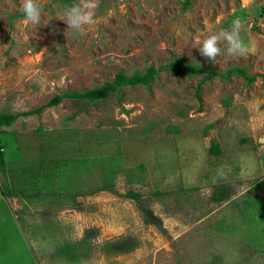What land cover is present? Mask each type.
Returning <instances> with one entry per match:
<instances>
[{
	"label": "rangeland",
	"instance_id": "rangeland-1",
	"mask_svg": "<svg viewBox=\"0 0 264 264\" xmlns=\"http://www.w3.org/2000/svg\"><path fill=\"white\" fill-rule=\"evenodd\" d=\"M37 2L34 25L0 0V112L20 113L0 128V264H264V0H93L83 36L59 19L79 0ZM234 19L256 51L202 56ZM152 65L148 85L43 106Z\"/></svg>",
	"mask_w": 264,
	"mask_h": 264
},
{
	"label": "trees",
	"instance_id": "trees-1",
	"mask_svg": "<svg viewBox=\"0 0 264 264\" xmlns=\"http://www.w3.org/2000/svg\"><path fill=\"white\" fill-rule=\"evenodd\" d=\"M190 2V0H186V5ZM165 68L173 69L177 73H187L190 76H194L197 73H203L206 71L205 68L198 67L191 64H184L181 60H176L174 62H170L169 64L165 65ZM160 71V69H156L155 66H150L145 72L142 71H136L132 75H128L123 71L117 72L115 75V78L110 81L107 80L102 86H98L95 88L87 89L85 91H72V92H64L61 95H57L54 97L51 101H49L46 105L43 106H50L54 104H58L64 97H70L74 99H84L88 102H93L97 100L106 99L110 96L111 93L120 91L124 86L127 85H148L151 82H153V79L155 75ZM235 71H240L241 74H245L246 71L244 68L241 67H231L227 71V76H231ZM218 71H213L208 77H213L215 73ZM204 79H207L205 77ZM202 83V82H201ZM199 85V89L201 87V84ZM43 107H40L34 111H41ZM20 113H14V112H0V128L4 126H10L12 125L17 118L19 117ZM219 144L213 143L212 151L219 152ZM1 148V144H0ZM105 165H109L107 169L105 170V177L103 180L102 186L104 188L108 189H114L115 186V177H116V171L112 164L110 162H106ZM0 168L1 170H5V163L3 158V152L0 150ZM13 193V191H10ZM128 197L132 198H140V194L136 191H129L126 194ZM216 197H222L220 199H223L225 196H223V193L217 194ZM118 245V243H117ZM110 244L107 245V248H110ZM117 247L115 244H113V248ZM121 247V246H120Z\"/></svg>",
	"mask_w": 264,
	"mask_h": 264
},
{
	"label": "clouds",
	"instance_id": "clouds-1",
	"mask_svg": "<svg viewBox=\"0 0 264 264\" xmlns=\"http://www.w3.org/2000/svg\"><path fill=\"white\" fill-rule=\"evenodd\" d=\"M93 0H79L71 6L66 7L63 16L59 19L66 22L68 30L71 29L79 35H86V27L94 22ZM20 11L24 14L26 23L39 25L42 9L37 0H21ZM243 23L240 19H234L228 30L219 33L212 32L203 38L199 45V52L202 56L213 63H216L218 55L222 54L221 44L225 45L226 54L232 57H244L256 51L254 41L245 42L241 37Z\"/></svg>",
	"mask_w": 264,
	"mask_h": 264
}]
</instances>
